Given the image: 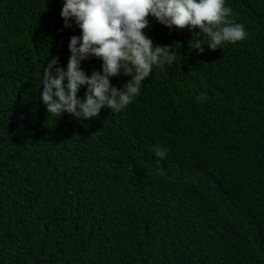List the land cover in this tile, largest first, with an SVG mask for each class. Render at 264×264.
<instances>
[{
    "label": "trees",
    "instance_id": "1",
    "mask_svg": "<svg viewBox=\"0 0 264 264\" xmlns=\"http://www.w3.org/2000/svg\"><path fill=\"white\" fill-rule=\"evenodd\" d=\"M63 2L0 0V264H264V0H225L247 36L199 54L188 27L149 16L145 35L179 55L89 120L40 98L81 34Z\"/></svg>",
    "mask_w": 264,
    "mask_h": 264
},
{
    "label": "clouds",
    "instance_id": "2",
    "mask_svg": "<svg viewBox=\"0 0 264 264\" xmlns=\"http://www.w3.org/2000/svg\"><path fill=\"white\" fill-rule=\"evenodd\" d=\"M231 14L225 0H64L63 27L71 28L73 21L81 34L69 38L66 70L58 66V56L43 68L40 98L47 112L56 117L68 113L77 120H89L102 108L122 111L139 95L154 66L170 67L179 55V42L154 45L145 35L149 16L169 30L188 27L193 32L189 49L199 54L204 52L203 45L216 50L225 42L246 38L244 25L230 19ZM89 57L102 64L100 71L87 75L81 62ZM121 74L130 79L117 88L110 78ZM81 86H86L83 100L78 97ZM167 151L160 145L153 148L157 162Z\"/></svg>",
    "mask_w": 264,
    "mask_h": 264
}]
</instances>
